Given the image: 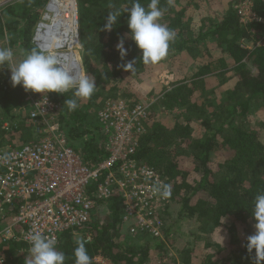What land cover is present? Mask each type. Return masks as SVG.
<instances>
[{"label": "trees", "instance_id": "16d2710c", "mask_svg": "<svg viewBox=\"0 0 264 264\" xmlns=\"http://www.w3.org/2000/svg\"><path fill=\"white\" fill-rule=\"evenodd\" d=\"M249 1L261 22H241L231 1L211 18L208 0H159L163 11L160 23L176 33L167 56H190L199 63L188 73L179 71L150 103L133 95V83L147 82V91L154 93L152 85L163 59L152 65L139 59L141 53L127 27L126 10L134 0H76L83 72L95 78L96 89L90 98L148 106L144 131L136 139L131 158L153 170L162 184L171 185L169 202L179 207L176 220L170 222L167 203L164 205L162 239L149 232L130 237L124 231L119 198L113 197L107 209L99 208L96 218L78 230L91 237L85 244L91 264H96L98 255L111 264H148L152 250L158 251V264H176L166 241H170L173 225L187 219L200 225L201 234L195 238L201 235L205 239L199 249L183 251L182 264H256L255 250L249 253L246 243L255 231L251 214L254 198L264 193V0ZM47 2L20 0L15 7L7 6L4 15L14 20L0 23V36L8 35L10 46L20 44L29 52L36 49L31 37ZM139 2L147 8L150 0ZM113 11L121 15L112 30L105 31L106 17ZM192 18L196 33L191 28ZM121 39L127 49L123 59L116 47ZM133 59L137 61L134 70L125 71L122 66ZM104 88L109 97L102 94ZM117 91H121L120 97L115 95ZM48 94L56 97L60 106L62 134L84 156L86 166L95 168L108 155L102 128L96 126L97 133L89 132L84 111H68L64 102L75 98L73 91ZM4 96L13 106L24 103L22 91L11 94L6 90ZM11 108H2L7 115L0 117V145L14 144L23 137L22 127L12 122ZM25 119L31 123L27 114ZM16 207L4 210L0 228L16 214ZM20 233L17 229L16 238L0 241L3 264H29L30 246L20 240ZM76 246L73 232H65L56 245L65 254L64 264H75Z\"/></svg>", "mask_w": 264, "mask_h": 264}, {"label": "built area", "instance_id": "2783aa9c", "mask_svg": "<svg viewBox=\"0 0 264 264\" xmlns=\"http://www.w3.org/2000/svg\"><path fill=\"white\" fill-rule=\"evenodd\" d=\"M17 1H0V17L8 5ZM241 9H236L241 22L262 21L252 12L251 2H246L243 14ZM75 15L77 28L78 16ZM39 19L33 39L37 49ZM64 53L75 56L79 71L83 72L76 53ZM20 88L29 112L27 115L34 127L43 129L39 131L43 135L21 145H0V217L5 209H14V203H17L16 214L0 228V241L16 238L19 229L20 240L30 247V236L36 231L54 239L56 246L65 232L76 233L92 222L97 210L107 209L105 206L113 197L119 198L121 220L130 237L149 232L154 238L162 239L165 222L161 211L167 203L170 212L171 202L154 192L156 186L162 185L160 177L131 158L136 139L144 131L142 123L148 106L130 107L122 100L103 103L96 114V122L107 137L105 150L108 155L90 169L84 156L68 144L61 132L57 98ZM2 126L12 131L8 123ZM83 237L86 243L90 242L89 234ZM94 262L110 263L100 255L94 257Z\"/></svg>", "mask_w": 264, "mask_h": 264}, {"label": "clouds", "instance_id": "9594fccd", "mask_svg": "<svg viewBox=\"0 0 264 264\" xmlns=\"http://www.w3.org/2000/svg\"><path fill=\"white\" fill-rule=\"evenodd\" d=\"M158 5L159 0H150L145 8L139 0H134L132 6L126 10L129 35L140 51L139 59L144 65L156 64L165 58L170 43L176 36L172 29L160 23L163 11ZM120 15L119 11L109 12L103 30L111 31ZM116 47L123 59L127 55L123 39L118 42ZM13 61V50L0 48V67L7 66L10 69L12 87L19 85L25 92L42 93L45 97L47 93L64 94L73 91L75 98L64 102L68 111L77 109L76 98L87 100L95 92L94 77H91L87 72L73 74L66 70L61 58L48 53L47 48L33 49L18 63H13ZM136 62L133 59L122 67L125 71L131 72L134 70ZM154 192L168 198L171 196V185H158L154 188ZM251 214L255 221V231L254 234L247 237L246 250L249 253L255 250L256 264H260L261 261H264V193L255 196ZM30 244L31 259L29 264H64L65 254L56 249L54 239L36 231L30 236ZM85 244V240L78 241L73 252L75 264H91ZM0 264H3V257H0Z\"/></svg>", "mask_w": 264, "mask_h": 264}, {"label": "rangeland", "instance_id": "374dc122", "mask_svg": "<svg viewBox=\"0 0 264 264\" xmlns=\"http://www.w3.org/2000/svg\"><path fill=\"white\" fill-rule=\"evenodd\" d=\"M2 1V0H0ZM233 2L234 9H241L242 14L244 13V9H245V4L246 2L249 3V0H208V12L211 18H213L214 15H219L220 12L222 10H224L225 7H227L229 5V3ZM20 2V1H19ZM19 2H13L12 4L8 5V6H16ZM236 2V3H235ZM74 5L76 6V1L74 0ZM45 10H43L41 12V15L39 18L42 17V14ZM75 14V13H74ZM76 18L78 16V11H77V6H76ZM13 21L14 19L12 18V16L9 15H4V12L2 14V16L0 17V23L2 24H6L9 21ZM40 20V19H39ZM41 22V21H40ZM192 27L194 32L195 31V19L192 18ZM34 33H35V29L33 31L32 37H31V44L36 48V46L34 45ZM76 33H77V43H76V49L73 50V53H76L80 64L82 66V62H81V55L82 52L84 51L81 44H80V31H79V24L77 25L76 28ZM10 40L8 35L0 36V48H11L14 52V61L13 63H18L20 60H22L24 58V56L29 52L27 50H25L24 48H22V46L20 44H15L14 46H10ZM244 45H246V47L252 48V45L249 43H245ZM37 49V48H36ZM70 52V51H69ZM199 63V59H197L196 61H193L190 56H183L180 54H175L174 56H166L165 58H163V63L161 64L159 71L157 72V76L155 77V82L153 83V91L154 93H152L151 91H147V87H148V83H142L139 85V81H134L133 85L135 86V91L133 92L134 96L139 97V99L145 100V101H149L150 103L154 101V98H156V96L159 95V92L164 88V87H169L170 83L175 80V78L177 77L178 73L185 71V72H190L192 70L193 67H196ZM78 64V62H77ZM77 70L78 73L79 68L77 65ZM82 71H83V66H82ZM180 71V72H179ZM20 86L17 85L16 87H12L11 82H10V69L7 66H3L0 67V117L1 118H5V116L7 115H3V111L2 108L8 107L11 108L13 105L12 104H8V102L5 100V96H4V92L7 90L9 93H13L15 91L16 93H21V89L19 88ZM4 88H6V90H3ZM19 89V90H17ZM104 92H102V94L105 96L109 94L108 90L104 88ZM23 92V91H22ZM121 91H117L115 93V95H117V97H120L121 95ZM132 98H129L130 100H128V102H132ZM77 99L78 102V107L77 110H79L80 112H83L84 114H86L85 116V122L86 124L88 123V130L90 132V130H92L93 132L97 133V124H96V114L98 113V111L100 110L102 103L105 102L103 101L102 97H97V98H89V100H82V99ZM106 100V99H104ZM11 101V100H10ZM89 103V104H88ZM130 106V105H129ZM28 109L26 107V104L23 103L22 107H20L19 105H15L13 106V108L10 109V112L13 113V119L12 122L15 123V125H17L18 127H22L21 131L23 130V137L20 138L18 137L15 144L16 145H21L24 143H28V142H32L33 140H38L40 138H42L43 133L39 132L42 131L43 129L39 126V127H34L32 125V122H28L27 119H25V116L27 113ZM82 113V114H83ZM28 116V115H27ZM59 120V124H60V129L62 132V119H60V117L58 118ZM84 123V122H83ZM92 127V128H91ZM84 130V129H83ZM83 130L81 129V133L83 132ZM21 133V132H20ZM63 133V132H62ZM21 136V135H20ZM68 142V141H67ZM82 142H80L81 145ZM68 144L73 148L76 149L72 146L71 143L68 142ZM178 210L179 207L178 205H176L175 203L171 202L170 206H169V211H170V222L176 220L177 218V214H178ZM125 231V228H124ZM126 233V232H125ZM171 236H170V241H166L167 243V249L169 251V253L171 255H173L176 259V264H182L181 262V254L183 253L184 250L190 248V249H199L200 248V244L201 242L205 239V236H199L198 239L195 238L196 235L201 234L200 231V225L199 223L195 220V219H187L184 221H181L179 223H176L175 225H173V231H171ZM73 238L74 241H76L78 243V241L83 240V235L80 232H76L73 233ZM214 242V239L212 240ZM161 256V255H160ZM194 257H196L197 255H193ZM192 256V258H193ZM158 251L156 250H152L150 252V259H149V263L148 264H158ZM109 261V260H108ZM220 261V259L218 260V262ZM110 262V261H109ZM4 264H9V263H4ZM111 264V262L109 263ZM205 264H208V262H206ZM262 264V263H261ZM264 264V263H263Z\"/></svg>", "mask_w": 264, "mask_h": 264}, {"label": "bare ground", "instance_id": "6f19581e", "mask_svg": "<svg viewBox=\"0 0 264 264\" xmlns=\"http://www.w3.org/2000/svg\"><path fill=\"white\" fill-rule=\"evenodd\" d=\"M44 10L40 28L36 34L38 48H47L48 53H54L61 58L66 70L73 74L78 73L75 56L65 55L63 51L54 52L52 50V48H61V46L68 49L76 46L74 0H49ZM73 67L76 69L74 70Z\"/></svg>", "mask_w": 264, "mask_h": 264}, {"label": "crops", "instance_id": "0c3cea01", "mask_svg": "<svg viewBox=\"0 0 264 264\" xmlns=\"http://www.w3.org/2000/svg\"><path fill=\"white\" fill-rule=\"evenodd\" d=\"M74 49H76V46L74 47V48H72V49H68V48H66V47H62L61 46V48H52V50L54 51V52H60V51H63V52H73V50ZM75 66H77V61H76V63H75ZM74 68V67H73ZM76 68H74V70H75Z\"/></svg>", "mask_w": 264, "mask_h": 264}]
</instances>
